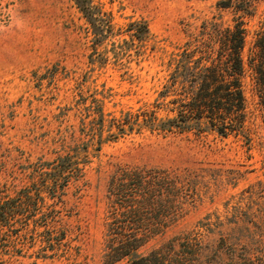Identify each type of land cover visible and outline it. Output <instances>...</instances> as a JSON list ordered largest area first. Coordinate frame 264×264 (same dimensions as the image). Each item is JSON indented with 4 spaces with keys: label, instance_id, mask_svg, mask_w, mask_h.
I'll return each mask as SVG.
<instances>
[{
    "label": "rangeland",
    "instance_id": "rangeland-1",
    "mask_svg": "<svg viewBox=\"0 0 264 264\" xmlns=\"http://www.w3.org/2000/svg\"><path fill=\"white\" fill-rule=\"evenodd\" d=\"M86 1L101 18L98 41L75 0H0V264H103L107 181L120 164L178 171L191 185L184 214L141 251L211 213H244L264 227V87L250 66L264 34V0H257L245 16L243 132L224 138L143 128L110 138L97 131L107 139L98 151L90 146L83 176L53 201L66 233L50 251L45 172L81 142L83 106L98 100L107 120L145 108L163 121L174 117V54L205 20L225 27L237 16L220 0ZM134 21L147 24L144 38L131 36Z\"/></svg>",
    "mask_w": 264,
    "mask_h": 264
},
{
    "label": "trees",
    "instance_id": "trees-1",
    "mask_svg": "<svg viewBox=\"0 0 264 264\" xmlns=\"http://www.w3.org/2000/svg\"><path fill=\"white\" fill-rule=\"evenodd\" d=\"M75 1L98 41L102 35L101 18L88 1ZM256 2L220 0L219 7L232 8L237 13L232 24L222 27L221 22L205 20L200 31L174 54V117L163 121L154 110L145 108L107 120L98 100L83 106L78 138L81 142L49 162L45 172L46 189L52 199L46 231L50 251L60 248L66 233L53 201L61 202L60 194L68 184L83 176L80 165L87 161L90 146L97 143L93 150L98 151L100 143L107 139L102 140L97 131L105 129L110 138L143 128L176 134L213 133L224 138L243 132L245 16L253 14ZM129 31L132 37L142 39L148 26L134 21ZM253 48L250 66L257 83L264 87V34L255 40ZM190 189L189 180L178 171L117 165L107 181L103 264H264V227L251 222L244 213L223 217L207 214L191 229L175 234L158 247L141 251L184 214L181 199ZM4 213L2 210L1 215Z\"/></svg>",
    "mask_w": 264,
    "mask_h": 264
}]
</instances>
